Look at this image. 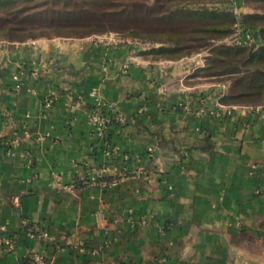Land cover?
Here are the masks:
<instances>
[{"label":"crops","instance_id":"1","mask_svg":"<svg viewBox=\"0 0 264 264\" xmlns=\"http://www.w3.org/2000/svg\"><path fill=\"white\" fill-rule=\"evenodd\" d=\"M98 37L0 38V264H264V104L223 102L202 58ZM100 101L126 117L111 156Z\"/></svg>","mask_w":264,"mask_h":264},{"label":"rangeland","instance_id":"2","mask_svg":"<svg viewBox=\"0 0 264 264\" xmlns=\"http://www.w3.org/2000/svg\"><path fill=\"white\" fill-rule=\"evenodd\" d=\"M135 2L144 3L150 8L157 4L156 0H130L127 5L129 6ZM159 3L162 4L159 9L160 13L161 11L165 12L170 7L169 9L173 8L178 10L192 9L217 13L232 12L236 16V19L229 28L230 33L217 38L204 33L201 34V32L192 31L198 27L212 26V21L216 18H201L198 16L196 18L162 19L157 22L151 19L146 21L115 19L100 13L104 10L111 9L97 6L92 7V10L96 11L98 15L95 13L94 16L89 18L77 19L67 17L70 15L69 10L71 11L74 7H64L63 4L54 5L52 0H35L19 4V7L23 6L25 7V11L27 10V17H22V13H18L10 15V18H14L11 25L17 28L14 31L15 39L21 40L93 35L104 37V40H129V42L133 43H138L136 40L138 39L147 48L153 46L168 47L174 46L177 43L188 45L189 47L181 52L179 51L180 53L183 52L185 54L186 52L187 54L181 55L175 60H188L189 58L197 57L201 60L202 58L204 66L195 69L193 74L200 75L202 77L201 80L222 86L224 88L221 91L223 95L229 93L234 80L233 78L243 72L236 74L229 71L226 72V70H229L228 68L232 67V65H239L238 58L233 59V62L229 61L230 63H218L211 66L209 64L210 58L214 56V54H211L212 48L219 45H229L243 46L248 50H257L264 45V37L260 32V28L263 26L262 23L259 25H245L243 23V16L245 14H264V0H159ZM75 8L78 10L80 6H75ZM67 10L68 15L66 14ZM249 21L258 22L259 19L258 17H252ZM134 31H137V33L132 34ZM166 33L170 35H166ZM154 34H157L158 40L162 41L156 42L150 39ZM5 36L0 35V38H6ZM171 55L174 57L177 53L174 52ZM240 68L243 71L249 69L248 66L242 65ZM236 104L262 105L264 101L240 102Z\"/></svg>","mask_w":264,"mask_h":264},{"label":"trees","instance_id":"3","mask_svg":"<svg viewBox=\"0 0 264 264\" xmlns=\"http://www.w3.org/2000/svg\"><path fill=\"white\" fill-rule=\"evenodd\" d=\"M35 0H0V35H6L5 37L8 39L15 38V33L17 28L11 25L14 18H10V15H15L18 13H22V17H27V10L25 11V7H19V4L25 2H32ZM130 0H52L54 5L63 4L64 7L72 8V10H68L66 14L68 18H77L84 19L89 18L91 16L96 15L97 12L92 10V7H106L111 10H104L100 12L105 16H111V18L115 19H135L140 21H146L148 19L159 21L162 19H173V18H216L212 24V26L206 27H198L196 30L208 36L212 37H221L224 35H228L230 33V26L235 22L236 16L232 12H213V11H203V10H192V9H169L165 12L159 11L162 4L159 3V0H156L157 4L152 6L151 8L146 6L144 3L135 2L134 4L127 5ZM135 1V0H131ZM75 6H80L78 10H76ZM127 6V8H126ZM18 7V8H17ZM91 7V8H86ZM13 9V10H11ZM25 11V12H24ZM65 17V16H64ZM258 17V22L249 21L250 18ZM227 23V24H225ZM243 23L245 25H259L262 23V27L260 28V32L264 37V14L254 15V14H245L243 16ZM64 31V30H63ZM191 31V32H192ZM189 32V33H191ZM137 31H134L132 34H136ZM155 33V32H154ZM170 33V32H169ZM172 33V32H171ZM166 35H170L167 34ZM178 35V34H176ZM200 36V35H198ZM148 37V36H146ZM157 34H154L150 39L153 41L160 42L162 40H158ZM138 43L143 44V42L136 39ZM177 43V42H176ZM189 47L188 45H181L179 43L174 46H158V47H150L146 50V54L152 55L156 58H166V59H177L181 55L185 54L182 52L185 48ZM180 51V52H179ZM177 53L176 56H172V53ZM212 53L214 56L210 58L209 64L213 66V64H224L225 62H233L235 58H238L239 65H232L229 67V72L233 73H242L235 76L230 88L229 93L222 96L221 100L225 103L236 104L240 102H257L264 101V45H262L257 50H248L243 46H229V45H219L214 46L212 48ZM229 62V63H230ZM248 66L249 69L243 71L240 67ZM105 113H110L114 117L113 111L104 109ZM116 126H121L125 124L124 122L113 120ZM108 139V138H107ZM26 229L28 231H36L32 224H28ZM30 259L29 262H31Z\"/></svg>","mask_w":264,"mask_h":264},{"label":"built area","instance_id":"4","mask_svg":"<svg viewBox=\"0 0 264 264\" xmlns=\"http://www.w3.org/2000/svg\"><path fill=\"white\" fill-rule=\"evenodd\" d=\"M104 37H98V41H103ZM112 40V39H109ZM127 66V65H126ZM24 72L22 70L18 71V73L14 76L16 80V88H20L22 79H23ZM54 102L53 97H46L44 100V107L46 109L50 108ZM107 109L113 111L114 117L110 113H105L103 110ZM118 120L121 122H125L126 117L114 110L111 104H105L104 102H98L91 111L90 121L94 127V133L96 137H98L104 145L105 153L108 156L115 155L118 152V148L110 144L109 140L107 139V133L109 127L114 123L113 120ZM42 137H39L41 139ZM154 148L148 149V156L154 154ZM99 182L102 185H106L107 181L104 177H100ZM75 184H69L67 187L73 188ZM36 231H28L26 233L29 236H36L41 234L46 240L52 241L54 237L47 231L40 228L35 229ZM0 243L6 248L7 251H13L15 248L16 240L13 235H10L8 232V227L5 224H0ZM31 262L29 264H52V258L48 254L46 250H31Z\"/></svg>","mask_w":264,"mask_h":264}]
</instances>
